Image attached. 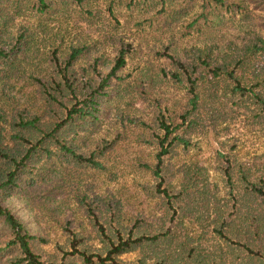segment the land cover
<instances>
[{"label": "trees", "instance_id": "trees-1", "mask_svg": "<svg viewBox=\"0 0 264 264\" xmlns=\"http://www.w3.org/2000/svg\"><path fill=\"white\" fill-rule=\"evenodd\" d=\"M152 1L154 14L170 18L164 28L189 16L183 36L216 37L225 13L244 20L248 12L240 0H192L190 13ZM255 6L264 12V0ZM106 11L118 24L111 3ZM52 12L56 0H0V264H264V13L260 31L216 57L208 45L188 61L164 52L174 69L161 65L138 82L171 81L180 100L153 97L149 117L126 114L113 138L94 140L111 100L135 91L121 74L130 44L120 42L112 59H90V45L62 47L61 39L32 64L25 52L44 27L29 21ZM102 12L85 10L86 18ZM240 122L260 141L250 153L237 150ZM208 137L219 144L217 179L190 155ZM90 173H107L119 187L132 180L138 193L102 190ZM73 208L83 216L77 227L76 214H66ZM52 221L59 238L50 239Z\"/></svg>", "mask_w": 264, "mask_h": 264}, {"label": "rangeland", "instance_id": "rangeland-1", "mask_svg": "<svg viewBox=\"0 0 264 264\" xmlns=\"http://www.w3.org/2000/svg\"><path fill=\"white\" fill-rule=\"evenodd\" d=\"M128 1L83 0L79 4L76 0H56V12H52L46 18L31 17L29 21V23H33L32 27H36L40 22L44 27L43 32L39 31L38 34L41 35H39L38 39L36 38L29 51L25 52V56L29 58V62L32 64L39 62L40 59L38 60V58H40V55L42 56L44 51L48 49L46 45L50 42L59 43L62 41L61 39H63L62 47L71 43L76 44L82 42L90 45V53L87 56L90 59L95 54L99 55L100 53L106 59H112L120 42L130 44V52L126 58V64L121 70V74L126 76L127 81H130L135 91L132 94L123 95L121 98L114 97L111 100L110 105L114 108L101 118L100 126L93 134L94 140H109L113 138L115 133L121 130V125L126 114L138 119L149 117L156 110V105L152 101L153 97L158 99V101L161 98H165L168 101L180 100L179 97L182 93L171 81H162L155 87H149L147 84L140 86L138 82L141 77L144 78L146 76L145 74L159 72L158 68L161 65L166 66L170 70L174 69L171 68L170 64L168 65L167 58L163 54L164 52L175 54L182 61H188L191 50L194 51L208 45V47L213 48L212 55L216 57L218 53L224 52L229 45L235 46V44H239L242 39L247 37L249 32L260 31V27H262L261 17L264 13L256 8V0H240L248 9L244 20H240L238 13L232 14L228 12L223 15L222 20L218 22V26L212 31V34L216 37L209 38L204 34L197 35L195 33L183 36L182 32L184 31L185 19L189 17L187 14H179L178 22L172 29L169 27L164 28L167 26L166 22L170 18L166 15L154 14L160 8L158 4L156 5L152 0H147L145 4L142 3V0H134L131 7L126 8ZM167 2H171L172 6L176 7L179 11H183L184 8L189 9V13L193 11V7L189 8V6L194 5V1L192 0H167ZM110 3L118 19V24L107 15L106 9ZM86 9H99L103 10V12L93 18H86ZM36 42L37 44L35 46ZM33 55H36L38 58H32ZM81 61V66L78 68L79 73L81 72L80 68L83 66L88 67L89 63L87 59ZM105 65H107V62ZM96 67L98 69L99 66ZM232 134L234 138L238 139L236 140L237 150L240 153H250L260 144L259 139L256 137L257 134L254 135L246 131L242 122L234 125ZM129 137H132L130 133ZM225 137L222 136L221 140ZM198 145L200 149L196 148L190 151L191 157L207 166L212 179H217L213 169L217 164L215 148L219 147V144L215 140H212L211 137H208L201 139ZM174 159H177L176 161L179 160L178 156ZM92 174L90 173L89 177ZM132 175L134 177V174ZM132 175L127 180L131 179ZM90 179L94 181L97 187L100 186L99 188L102 190L108 187L113 192H115L114 190H119L120 193H127L126 195L138 193L137 189H134V187L137 188L136 183L132 182V180H129L128 187H119L110 180V176L107 173L94 174ZM149 183L152 182L149 181ZM142 193L149 192L143 191ZM133 197H130L131 205L137 207V201ZM141 207L144 209L146 215L147 212L155 208L154 202L149 201L147 197H144V202ZM73 213L76 214L73 226L77 227V224L83 216L81 215V211L76 208L67 211L66 214L71 215ZM152 213L153 211L148 214ZM49 223L51 226L50 239L59 238L61 232L57 224L53 221ZM40 224L47 229V225H44L41 220ZM53 242L51 240L52 245L48 244L46 249L52 250ZM135 257V252L121 256L126 261L133 260Z\"/></svg>", "mask_w": 264, "mask_h": 264}]
</instances>
